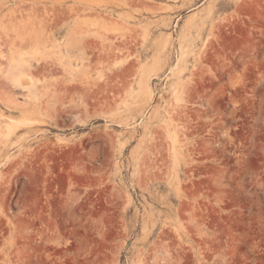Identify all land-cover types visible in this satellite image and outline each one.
<instances>
[{"label":"rangeland","instance_id":"374dc122","mask_svg":"<svg viewBox=\"0 0 264 264\" xmlns=\"http://www.w3.org/2000/svg\"><path fill=\"white\" fill-rule=\"evenodd\" d=\"M0 264H264V0H0Z\"/></svg>","mask_w":264,"mask_h":264},{"label":"bare ground","instance_id":"6f19581e","mask_svg":"<svg viewBox=\"0 0 264 264\" xmlns=\"http://www.w3.org/2000/svg\"><path fill=\"white\" fill-rule=\"evenodd\" d=\"M47 27H48V25H47ZM44 29V28H43ZM50 30V29H49ZM79 32V31H78ZM16 59V58H15ZM37 66V65H36ZM38 67V66H37ZM96 67V66H95ZM45 68V67H44ZM48 68V67H47ZM37 69V68H36ZM46 70V69H45ZM23 71V70H22ZM44 71V70H43ZM47 71V70H46ZM34 72H36V71H34ZM48 72V71H47ZM28 74V73H27ZM43 75V74H42ZM15 77H17V76H15ZM14 79H16V78H14ZM18 79H19V77H18Z\"/></svg>","mask_w":264,"mask_h":264}]
</instances>
